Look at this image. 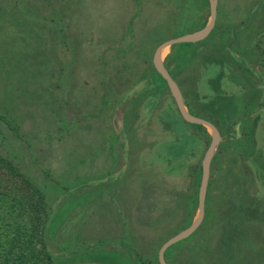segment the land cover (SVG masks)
I'll return each mask as SVG.
<instances>
[{"label":"rangeland","instance_id":"rangeland-1","mask_svg":"<svg viewBox=\"0 0 264 264\" xmlns=\"http://www.w3.org/2000/svg\"><path fill=\"white\" fill-rule=\"evenodd\" d=\"M244 2L227 0L225 15L219 8L221 28L250 17V3L238 10ZM209 15L197 0H0V154L47 191L55 264H159L163 243L197 218L199 171L211 142L203 126L182 118L161 79L121 101L124 90L99 89L104 82L121 84L105 77V64L95 62L93 75L87 69L109 35L121 49L138 40L121 61L134 66L138 51L149 56L155 40L196 31ZM215 34L174 46L184 54L213 49L210 60L194 64L197 75L188 76L205 100L189 103L222 138L204 221L165 258L169 264H264V4L238 29L237 42L223 38L229 51L213 43ZM123 108L125 125L118 123ZM111 188L124 196L119 212L106 202ZM132 189L140 195L127 196Z\"/></svg>","mask_w":264,"mask_h":264},{"label":"trees","instance_id":"trees-1","mask_svg":"<svg viewBox=\"0 0 264 264\" xmlns=\"http://www.w3.org/2000/svg\"><path fill=\"white\" fill-rule=\"evenodd\" d=\"M197 3L201 4V7L206 8L207 11L209 9L210 13L209 0H197ZM135 17L136 15L133 14L132 20L134 25L136 23ZM222 21V19H218L215 24L216 27L213 30V32L216 31V37H221V41L217 42L216 37H214L213 43L223 47L226 51H229L228 44H226V42H222V40L223 38L228 39L230 36H232V33H230L231 26L221 28V25L219 24L222 23ZM202 26H199V28ZM213 32L211 34H213ZM75 36H77V33ZM165 40L167 39L162 38L161 40H155V45L153 49H151L149 56H144L140 51H138L137 54H135V65L130 66L128 64L124 66L121 63L122 59L123 61L129 60L128 55L130 52L132 54V51L138 48V40L134 39V44H136V47L127 43L125 46L126 49H121L116 43V38L113 40V37H110L109 35L106 40V47L101 56L96 58V61L88 60L89 66L87 70H89V73L93 75L98 69V65L97 63L95 64V62L101 61L102 65L105 64V77L117 78L121 80V84L118 85L116 82L113 83L109 81L104 82L102 86L101 82L100 84L102 88L99 86V89L106 94L116 92L122 93L124 90L121 101H127L130 97H133L124 96L126 93L132 91V89L133 92H137V90H139L137 84L142 80L148 84L144 87L140 85L141 89H150L152 88L153 84L155 87V83L159 79H161L168 88L167 81L155 69L153 64L154 50ZM204 41L207 40L205 39ZM175 45L172 47L173 55H169L165 63L172 76L176 80L181 81V79L185 76V73H183V69L181 68V63L184 59H188L186 54L189 51L186 54H184L182 51L175 52ZM207 50H211V52L213 51V49L208 45L205 49L203 48L202 51L207 52ZM77 54H74L75 59H77ZM173 57L180 58H177L178 63L174 64V62H172L171 59ZM92 58L95 59V55L91 56V59ZM109 58H115L116 61L111 63V59ZM123 66L124 68H122ZM126 71L128 72V76L125 77L127 74ZM182 80L185 83V79ZM111 81L114 80L111 79ZM133 82L134 84H132L130 87V84ZM97 83L99 84V82L95 80L93 85V91L96 92L98 90ZM180 85H182L184 88L183 83H180ZM106 94L104 95V100L107 96ZM136 94L137 93H135V95ZM113 104L114 102L110 103L111 108L113 107ZM92 113L95 114V111H92ZM196 125L203 126L201 124ZM203 128V134L207 137V139L211 140V135L207 127L203 126ZM200 173L202 174V169H200L199 175ZM46 192L47 191L44 192L41 186L36 183V180H33L27 176L22 171L20 166L16 165L5 155L0 154V264H55V254L50 248L47 240L49 221L51 219V206L48 205ZM180 242L182 241L175 243L170 248L180 245ZM170 248H168V250ZM158 262L160 264L159 260Z\"/></svg>","mask_w":264,"mask_h":264},{"label":"water","instance_id":"water-1","mask_svg":"<svg viewBox=\"0 0 264 264\" xmlns=\"http://www.w3.org/2000/svg\"><path fill=\"white\" fill-rule=\"evenodd\" d=\"M210 5V18L206 25L201 27L200 29L185 33L183 35L173 37L167 39L160 43L154 51L153 54V64L155 69L163 76V78L167 81L169 90L175 99L177 104L178 110L183 117V119L189 123H196L201 124L207 127L211 131V142L210 145L204 155V159L202 161V177H201V184L199 188V214L194 222L187 227L186 229L182 230L181 232L177 233L176 235L169 238L167 241L163 243L159 250V261L160 264H169L165 258V253L172 245L175 243L187 238L188 236L192 235L202 224L205 218L206 213V195H207V188L208 183L211 175V164L212 160L218 147L219 143L221 142V132L219 128L213 123V121H209L203 117H199L197 115L192 114L185 103L183 93L175 80L172 76L170 71L168 70L165 64V56L169 53L170 48L179 43H195L202 41L209 37L212 31L215 28V24L217 22V12H218V0H209ZM262 3L259 4V6ZM257 10V9H256ZM256 12V11H255ZM253 13V16L255 14ZM252 16V18H253ZM233 39L235 40L236 35V28L233 29Z\"/></svg>","mask_w":264,"mask_h":264},{"label":"crops","instance_id":"crops-1","mask_svg":"<svg viewBox=\"0 0 264 264\" xmlns=\"http://www.w3.org/2000/svg\"><path fill=\"white\" fill-rule=\"evenodd\" d=\"M257 1V0H256ZM255 1V3H254V5L253 4H251V1H248V0H246V2H244L243 3V6L242 7H240V6H238V7H240V9H238L239 11L244 7V5H245V3L248 5L249 3H250V5H249V15H250V17H248L246 20H244V22L243 23H237L236 25H233V26H231L230 27V33H232V37H233V29L234 28H236V35H237V37H236V39H235V41L237 42L238 41V29H239V32H240V28H244V27H246V26H248L250 23H252L255 19H256V17L258 16V14H259V12H260V10L262 9V6H263V4H264V0H263V2H261L262 3V5H258L257 6V2ZM261 1V0H260ZM144 2V1H143ZM226 3H227V0L222 4L221 2H219V0H218V12H217V20L218 19H222L221 17H220V14H219V8H221V12H222V15H225L226 14V12L224 11V8L226 9ZM257 6V7H256ZM256 7V8H255ZM205 9V11H207V9L206 8H204ZM237 9V8H236ZM255 9V10H254ZM257 9V10H256ZM253 10H254V12H255V14H254V16H253ZM208 11H209V9H208ZM207 11V12H208ZM259 11V12H258ZM253 12V13H252ZM210 16V15H209ZM252 16H253V18H252ZM204 19H205V17H203ZM183 35V34H182ZM205 40V39H204ZM203 40V41H204ZM199 42H201V41H199ZM173 47V46H172ZM170 48V50H169V53L165 56V62H166V59L168 58V56L170 55H173L172 54V51H173V48ZM209 51L211 52V50H207V52H199L198 51V49H197V52H195V51H192V53H191V51H189L186 55L188 56L187 58L188 59H184L183 61H182V66H181V68L183 69V73H185V76L182 78V79H185V83L183 82V80L181 79V81H178V80H176L177 81V83H178V85H179V87H180V89H181V91H182V93H183V96H184V100H185V103H186V105H187V108H188V110L192 113V114H194V115H197V116H199V117H201L200 116V114H198V112H196L195 113V111H193V109L191 108V106L190 105H192L191 104V102L189 103V100H191V98H195L196 99V101H197V99L199 100V98H200V100H205L204 99V97H201L200 96V94L198 93V91L195 89L196 87H195V83H191L190 82V79H191V77L190 78H188V76H192L193 74L194 75H197V73H193L192 72V68L194 67V64L200 59V58H202L204 61H207V60H210V56L208 55V53H209ZM206 53V54H205ZM190 56L192 57L191 58V60L189 61V59H190ZM180 57H181V55H180ZM177 58H179V57H173L171 60H172V62H174V64L175 63H178V60H177ZM245 58V57H244ZM180 59V58H179ZM180 62V61H179ZM166 64V63H165ZM169 70V69H168ZM171 73V72H170ZM183 83L184 84V88H183V86L182 85H180V83ZM169 88V87H168ZM145 89V88H144ZM144 89H139V90H137V91H140L141 93H142V91L144 90ZM146 89H148V88H146ZM169 92V94H170V96L173 98V96H172V94H171V92H170V90H168ZM136 92V91H135ZM166 94V93H165ZM137 95V94H136ZM135 96V95H134ZM198 96V97H197ZM146 97H144L143 99H141L139 102H141V101H143L144 99H145ZM174 99V98H173ZM135 101H132V102H136V97H135V99H134ZM174 101H175V99H174ZM142 104V103H141ZM140 104V107L142 106ZM175 104H176V102H175ZM202 105V108L200 109L201 111H203L204 110V113H206V112H208V110H207V107L205 106V105H203V104H201ZM176 106H177V104H176ZM177 109H178V107H177ZM117 111L118 110H116V112H115V115H116V117H118L119 118V116L117 115ZM179 111V110H178ZM127 110H125L124 108H123V112H122V114H123V119L122 120H118V123L119 124H122V125H125L126 124V117H127ZM131 112L132 111H129V114H128V118H131L132 117V114H131ZM180 113V112H179ZM181 115V114H180ZM225 116H228L227 114H224ZM139 116H140V114H139V112L137 113V118H139ZM183 118V117H182ZM131 120H132V122H133V127H134V129H139V125L137 124V121H135L136 120V117H134V119L133 118H131ZM210 121V120H209ZM187 122V121H186ZM189 123V122H188ZM190 124H196V123H190ZM215 124V123H214ZM216 125V124H215ZM204 126V125H203ZM217 126V125H216ZM218 127V126H217ZM219 128V127H218ZM197 130V129H196ZM199 130V129H198ZM220 130V129H219ZM203 131V130H202ZM221 131V130H220ZM199 133L202 135V133L199 131ZM145 137H146V135H145ZM147 138V137H146ZM197 175V174H196ZM119 185V183H117L116 184V186H118ZM110 188V187H109ZM139 190V189H138ZM120 191V194L119 195H121V196H123V194H122V192H121V190L120 189H118V192ZM139 192H140V190H139ZM112 188L111 189H108V195H109V198H108V201H106L107 203H108V206H112V207H114V211L116 210V212H119L120 210H121V208H123L122 207V204L120 203V199H118V197H119V195H117L116 193H112ZM137 193H136V189H132V191L131 192H128L127 193V196H129V197H132V198H134L135 197V195H136ZM138 196L140 195L139 193L137 194ZM117 196V197H116ZM126 196V197H127ZM122 198H124V196L122 197ZM140 199V198H139ZM106 203V204H107ZM124 204V206L126 207L125 209L126 210H129V209H131L130 208V205L128 204V203H123ZM126 212V211H125ZM122 221V219L120 220V222ZM110 222V221H109ZM109 222H107V223H109ZM110 225V224H109ZM127 226V225H126ZM116 227V226H115Z\"/></svg>","mask_w":264,"mask_h":264},{"label":"flooded vegetation","instance_id":"flooded-vegetation-1","mask_svg":"<svg viewBox=\"0 0 264 264\" xmlns=\"http://www.w3.org/2000/svg\"><path fill=\"white\" fill-rule=\"evenodd\" d=\"M183 193H184L183 190H179L176 194L179 196V195H183Z\"/></svg>","mask_w":264,"mask_h":264}]
</instances>
